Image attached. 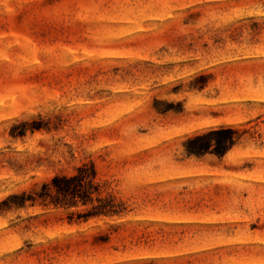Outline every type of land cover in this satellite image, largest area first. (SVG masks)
I'll use <instances>...</instances> for the list:
<instances>
[{"label": "rangeland", "instance_id": "374dc122", "mask_svg": "<svg viewBox=\"0 0 264 264\" xmlns=\"http://www.w3.org/2000/svg\"><path fill=\"white\" fill-rule=\"evenodd\" d=\"M88 162L124 216L13 206ZM0 264H264V0H0Z\"/></svg>", "mask_w": 264, "mask_h": 264}, {"label": "trees", "instance_id": "16d2710c", "mask_svg": "<svg viewBox=\"0 0 264 264\" xmlns=\"http://www.w3.org/2000/svg\"><path fill=\"white\" fill-rule=\"evenodd\" d=\"M43 126H31L34 131ZM46 127V126H45ZM46 129L49 130L48 127ZM233 128H219L192 136L184 143L187 155L202 156L207 153L224 154L237 141ZM214 141V142H213ZM106 183L98 177L93 162L84 163L75 169L73 174H55L43 182L38 190L23 191L13 196L15 208L53 206L56 208L75 209L70 217L78 222H86L94 218H119L127 212L125 203L105 190ZM82 208V210H78Z\"/></svg>", "mask_w": 264, "mask_h": 264}]
</instances>
